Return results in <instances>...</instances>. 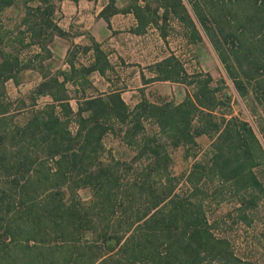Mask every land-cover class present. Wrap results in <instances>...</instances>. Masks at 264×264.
Instances as JSON below:
<instances>
[{"label":"trees","instance_id":"trees-1","mask_svg":"<svg viewBox=\"0 0 264 264\" xmlns=\"http://www.w3.org/2000/svg\"><path fill=\"white\" fill-rule=\"evenodd\" d=\"M18 1L24 7L19 25L24 38L20 48L4 49L5 39L13 34L4 24V14ZM59 1L0 0V264H235L239 259L229 254L228 239L217 237L208 225L203 201L196 204L178 193L169 148L189 150L198 145L199 136L215 135L210 157L197 159L184 179L187 189L191 195L210 177L218 179L221 190L237 197L242 220L251 225L247 211H255L264 201V179L256 171V156L260 152L264 157V151L252 127L236 116L220 117L206 87L179 104L143 99L131 107L119 89L87 96L89 76L105 74L112 66L96 42L85 49L94 52L89 65L76 64L78 45L68 49L65 70L47 68L39 60L41 52L24 61L23 47L37 44L50 56L53 37L68 36L57 22ZM135 1L122 11L117 0H108L101 15L110 24L111 16L132 12L139 20L134 32L141 33L151 17ZM161 2L162 16L178 15L193 38L199 37L182 0ZM237 36L242 43L243 33ZM215 47L240 94H248L255 85L264 101V77L258 75L264 72V37L233 62ZM175 58L171 55L158 63L162 80H182L186 74ZM32 68L43 75L36 96L51 100L37 108L33 103L22 126L10 125L14 116L8 115L12 103L4 101L5 82ZM70 84L77 86L75 95ZM107 135L120 137L125 151L108 149ZM123 180L128 184L121 185ZM155 181L161 186L155 188ZM82 188L92 189V201L82 203L78 193ZM137 194L146 206L135 215ZM38 198L43 204L35 208ZM117 213L124 217L117 215L120 222ZM133 214L136 219L130 221ZM87 231L95 242L83 245L69 239ZM46 235L54 236L53 241H44ZM215 258L221 260L215 263Z\"/></svg>","mask_w":264,"mask_h":264},{"label":"rangeland","instance_id":"rangeland-1","mask_svg":"<svg viewBox=\"0 0 264 264\" xmlns=\"http://www.w3.org/2000/svg\"><path fill=\"white\" fill-rule=\"evenodd\" d=\"M117 1L118 8L122 11L130 4H137L135 0ZM182 1L199 30L198 38H193V33L178 15L171 13L167 17L162 16L161 0H139L138 3L145 7L143 13L151 17L141 33L134 32L139 25L136 15L131 12L132 15L128 16L126 12H120L115 16L113 24L110 19V30L104 33L101 41L96 40L91 34L82 41L77 36L71 35L74 38L68 36L70 47L73 45L80 47L75 59L77 65L81 63L89 65L94 60L93 51L85 52V49L92 47L94 42L100 44L112 65L105 74L94 72L89 76L88 79L92 84L86 86V95L103 94L119 89L125 101L134 107L143 99L153 103L173 101L179 104L188 98H195V94L200 93L202 87H206L208 92L209 90L212 92L209 96L215 97L216 113L220 117L230 119L236 116L247 122L264 151V101L260 93L255 90V85L250 86L248 94H240L236 81L229 74L215 47L218 45L228 55L230 61H235L237 54L245 53L259 37H264V0ZM196 11L205 19V24L201 22ZM23 16L25 14L21 1L5 12L4 24L13 31V34L5 39L4 49H9L10 46L20 48L19 43L24 36L19 33L22 31L19 25ZM240 33H243L242 43L237 36ZM74 39L78 42L75 43ZM25 40L24 45L28 43L27 39ZM65 44L67 43L64 40L54 36L49 43L52 55L49 56L46 51H42L37 44L23 47L21 55L25 61L29 56L41 52L39 60L43 61V65L58 72L69 67L66 58L63 57ZM171 55L176 57L174 61H178L186 73L182 74V80H162L163 75L159 73L157 65ZM238 72L239 69L236 70V73ZM258 75L264 77V72L261 71ZM17 78L5 82L4 101L12 103L8 115L14 117L9 119V124L22 126L25 117L32 110L33 103H36L37 108L50 102L51 99L48 96H36L35 91L43 82V75L39 70L35 68L23 70ZM69 88L71 94L75 95L74 89L77 90V86L70 84ZM33 97H36L35 102ZM72 103L77 110V102L73 100ZM72 129L75 131L74 126ZM213 136L215 135L199 136L198 145L189 150L169 148L173 159L171 171L173 176L178 178L175 182L178 193L182 198H192L191 201L196 204L203 201L209 220L208 225H212V232L217 237L228 239L229 254L233 253L239 259L235 264H264V201L255 211H247V220L252 223L249 225L243 222L241 216L243 213L238 211L237 197L224 188L221 190L218 179L210 177L211 180L206 181L204 185L200 184L198 187L200 190L195 191L196 193L192 192V196L187 189L189 184L184 179L189 175L197 159L207 154L210 157ZM105 143L110 150L114 149L118 153L125 151L120 137L107 135ZM257 151V146H254V152ZM195 153L198 155L196 158ZM256 161L258 163L256 171L264 179V157L260 152L256 156ZM120 184L127 185L128 182L123 180ZM153 186L158 188L161 184L155 181ZM78 193L83 204L93 200L91 188L79 189ZM67 195L69 197L71 193L67 191ZM40 201V198L34 201L35 208L41 207L40 204L43 202ZM145 206L144 198L140 195L136 196L133 206L135 215L137 212H143ZM94 211L96 213L98 210ZM89 212H91L90 217L94 219L93 211ZM117 215L123 217L119 213L115 214L116 217ZM135 215L133 214L130 221L136 219ZM115 216L109 215L111 220L115 219ZM119 218L117 217L116 220L119 221ZM44 237V241L54 239L51 235ZM69 239L83 245L88 241L93 243L96 240L89 231L85 232L83 237L74 234ZM220 260L215 258L214 262Z\"/></svg>","mask_w":264,"mask_h":264},{"label":"crops","instance_id":"crops-1","mask_svg":"<svg viewBox=\"0 0 264 264\" xmlns=\"http://www.w3.org/2000/svg\"><path fill=\"white\" fill-rule=\"evenodd\" d=\"M56 3L58 6L57 14H59L58 25L67 32L70 38L77 36L82 41L83 38L91 34L96 40L101 41L104 33L110 30L108 21L101 15L108 0H62ZM118 6L119 3L117 1ZM118 14L110 17L112 24L115 16ZM126 15L131 16L132 13L129 12ZM68 36L64 38L56 35L60 40H64L67 43L63 52L64 58H66L70 47ZM74 42L77 43L78 41L74 39Z\"/></svg>","mask_w":264,"mask_h":264}]
</instances>
